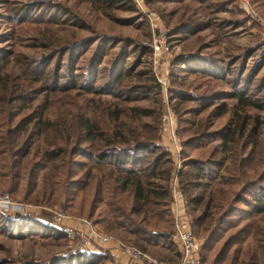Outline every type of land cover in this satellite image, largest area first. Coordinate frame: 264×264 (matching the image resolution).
<instances>
[{"label":"rangeland","instance_id":"rangeland-1","mask_svg":"<svg viewBox=\"0 0 264 264\" xmlns=\"http://www.w3.org/2000/svg\"><path fill=\"white\" fill-rule=\"evenodd\" d=\"M196 24L201 27L196 31L189 33L184 28ZM158 36L164 37L167 51L161 46L153 50ZM95 55L94 78L89 70ZM184 60H188L186 64ZM30 64L32 72L39 74V82H33L24 71L27 67L30 72ZM21 71L27 85L31 83L29 88L36 91L52 88L51 82L59 86L47 92L46 116L70 128L71 133L82 116L104 133L120 130L131 143L145 134L156 136L150 140L156 149L137 156L144 160L143 167L157 159V167L164 160L169 162L155 169L171 167V232L172 204L176 203L178 210H184L185 222L195 237L198 258H205L201 264H215L219 259L216 264H264V214L235 217L239 223L228 233L234 246L230 243L222 250L224 236L208 241L209 248L202 251L209 232L192 226L194 215L187 210L177 177L187 160L207 164L212 177L207 179L204 174L201 184L208 187L189 193L213 192L209 209L213 218L231 206L243 207L238 202L243 182L264 179V109L238 106L232 111L237 102L230 97L233 92H243L248 99L264 104V0H117L107 4L104 0H0V75ZM119 71H127V75L113 86ZM158 79L166 82V90ZM74 80L79 88L71 89ZM85 85L103 91L88 92ZM139 86L151 88L131 90ZM112 90L121 95L115 97L109 93ZM45 97L43 91L29 102L30 108ZM220 104L226 105L227 113L212 117V110ZM143 110L149 112L148 117ZM240 125L246 128L243 136L226 150L220 139L212 136V132ZM202 131L204 136H195ZM38 144L43 146V141ZM82 147L94 152L88 144ZM74 159L87 162V166L78 170L69 163L74 174L67 176V182L65 176L51 178L55 174L51 163L35 171L37 188L33 191L23 186L10 192L8 184L0 181V194H8L13 203L25 208L22 215L0 211V264H81L72 259L79 254L104 256L96 264H144L132 263L114 240L165 263L180 260L174 236V244H142L143 251L130 242L133 236L127 229L107 231L102 219L110 218L112 208L128 211L127 194L109 197V208L107 197L99 203L96 180L87 177L93 163L81 155L71 157L72 162ZM61 171L65 174L66 166ZM91 174L98 176L95 168ZM157 177L152 179L163 182ZM254 187L249 186L246 198ZM113 198L121 199L122 204ZM201 212L202 206L196 216ZM94 234L111 240L102 245Z\"/></svg>","mask_w":264,"mask_h":264},{"label":"trees","instance_id":"trees-1","mask_svg":"<svg viewBox=\"0 0 264 264\" xmlns=\"http://www.w3.org/2000/svg\"><path fill=\"white\" fill-rule=\"evenodd\" d=\"M104 1L106 4L113 1L117 2V0ZM184 28L190 33L201 27L196 24L185 26ZM97 58L96 55L92 57L93 62L89 70V74H92V76H94V61H97ZM187 61L184 60L182 63L186 64ZM31 67L32 64L29 67L30 72L27 67L24 68V71L30 74L29 77L33 79V82H39V74L37 72V74L33 73ZM126 72L122 73L119 71L111 85L114 86L116 83H120L123 74H126ZM21 75L22 71L21 74L10 72L4 73L3 76L0 75V181L3 180L1 183L8 184L10 192L23 186L27 190L31 189L33 191L37 188V174L34 175L35 171L46 169L50 163L52 166L51 170L55 172V174H51V178L56 179L60 176H65L64 182H67L68 180H65L67 176L71 175V173L74 174V171L68 166L69 163H74L78 170H82L87 166V162H77L75 159L73 162L71 161V157L81 155L89 163H93L87 172V177L96 180L94 191L99 203H103V198L107 197L105 205L109 208L111 206L109 197H115L117 194H127L130 202L128 211L125 212L120 207L112 208L108 213L110 218L108 220L102 219L107 231H124L127 229V233L133 236V240H130V242L143 249V251L145 247L142 244L157 245L160 241H168L174 244L173 231L171 232L173 222L170 212V189L168 185L171 167L161 168L158 172L155 169V167L158 169L162 167L163 163L168 164L169 162L164 160L157 167V159V161L149 164L150 166L143 167L144 160L137 156L138 153H150L156 149V146L150 142L156 136L149 137L145 134L142 138H139V136L135 137L131 143L130 140L121 134L120 130L117 129L111 134L104 133L96 124L90 122L88 118L79 116L76 120L77 128H73L74 140L72 141L70 128L67 130L59 123L52 122L46 116L49 105L47 92L49 90H57L59 86L51 82L49 84L50 86L53 85L52 88L49 86L51 89L44 87L45 90L43 91L46 93V97L31 109L32 104L30 105L29 102L37 99L43 91L41 92L42 88H39L38 91L29 88L31 83L27 85V79L22 78ZM78 84L74 80L71 83V89L79 88ZM85 87L89 89L88 92L98 93V91H103V89L99 90V88L91 89V85H85ZM149 87L151 88V86ZM149 87L139 86L133 87L131 90L145 92ZM155 88L158 89V86L155 85ZM109 93L115 95V97L121 95L118 91L114 92V90L109 91ZM230 95L237 102L232 111L238 106L258 110L264 109V104L248 99L243 92H233ZM28 108L31 109L30 112L21 117V114ZM227 111L226 105L220 104L214 108V111L212 110L211 116L220 117L225 115ZM143 113H145L144 116L148 117L149 112L147 110H143ZM245 129L241 125L239 128L226 127L212 132V136L219 138L221 147L226 150L232 143L239 141L237 137H242ZM205 134L202 131V133H198L195 136L201 137ZM40 141H43V146L38 144ZM85 144H88L91 149L93 148L94 152H88L89 148L85 150L82 147ZM185 145L188 144L186 143ZM184 163V169L178 171L177 177L179 188L186 200L187 210L194 215L192 226L202 227L205 232H209L207 236L209 238L202 245L201 250L204 251L207 247L209 248L208 241L223 238L224 236L226 241L222 250H226L232 241L228 233L236 228L239 223L235 220V217L249 219L252 216L264 214V184L261 185V182L264 183V179L263 181H260L262 179L260 178L256 182H243V188L239 192L240 198L238 200L243 207L231 206L223 214L213 218V214H209V209L214 199L213 192L210 191L206 194V191L202 190V194L199 196H192L189 193L201 186L205 187V189L208 187L207 183L201 184L204 174L207 179L212 177L206 167L207 164L199 160H187ZM65 166L66 173L64 174L61 169ZM93 168L98 172L96 174L98 176H92ZM154 177L159 180L162 179L163 182L154 181L152 179ZM58 184H60L59 181ZM249 186L256 187L252 188L254 191L250 194V198H246L244 195L248 194L247 189H249ZM219 193L222 195L221 192ZM113 199L122 204L121 199ZM113 199H111V204H115ZM220 199L222 200V198ZM201 206L202 212L196 216L195 213ZM234 212H238V214H234ZM132 217L134 220H132ZM142 224L146 227L142 226ZM231 244V246H234V243ZM103 257L102 255L85 256L79 254L72 256V259L80 261L81 264H96ZM199 260L202 262L205 258L201 259L199 257ZM219 260L214 261V263L216 264ZM221 261H224V256L221 257Z\"/></svg>","mask_w":264,"mask_h":264},{"label":"built area","instance_id":"built-area-1","mask_svg":"<svg viewBox=\"0 0 264 264\" xmlns=\"http://www.w3.org/2000/svg\"><path fill=\"white\" fill-rule=\"evenodd\" d=\"M159 46H161L162 49L165 48L166 51L168 50L164 37L162 36H158L156 38V40L153 42L152 48L154 51H157ZM158 82L161 85L162 90L167 89L165 81L158 79ZM169 118H172V114H169ZM172 205L174 216L173 236L175 240H177L181 252V258L175 264H201L198 258V246L195 237L188 227V224L185 222L186 219L184 218V210H182L181 208L180 210H178L176 203ZM0 211H12L14 214L22 215L25 211V208L22 205L13 203L8 194H0ZM94 239L98 240V242L102 245L109 244L111 240L108 236L103 234H94ZM114 245L121 249L122 252L127 254L132 263L141 261L144 264H169L156 260L153 257L149 256L147 253H144L134 247L126 246L119 241L114 240Z\"/></svg>","mask_w":264,"mask_h":264}]
</instances>
